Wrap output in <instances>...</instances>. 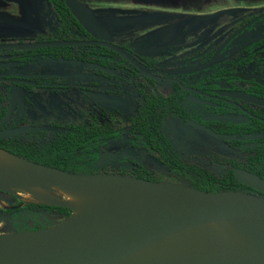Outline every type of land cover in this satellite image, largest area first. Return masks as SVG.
Masks as SVG:
<instances>
[{"label": "flooded vegetation", "instance_id": "flooded-vegetation-1", "mask_svg": "<svg viewBox=\"0 0 264 264\" xmlns=\"http://www.w3.org/2000/svg\"><path fill=\"white\" fill-rule=\"evenodd\" d=\"M33 1L43 24L34 40L0 43V133L38 129L0 144L65 153L76 138L75 151L96 155L92 174L147 171L161 182L152 168L174 175L180 162L223 186L237 171L264 180V0H74L101 27L95 34L69 0ZM64 42L77 44L2 47ZM199 151L212 158L196 161Z\"/></svg>", "mask_w": 264, "mask_h": 264}, {"label": "water", "instance_id": "water-1", "mask_svg": "<svg viewBox=\"0 0 264 264\" xmlns=\"http://www.w3.org/2000/svg\"><path fill=\"white\" fill-rule=\"evenodd\" d=\"M67 4L88 32L101 31L79 3L69 0ZM74 44L77 43L2 47L30 49ZM102 45L113 48L109 44ZM37 129L1 132L0 138ZM0 150L31 165L30 169L20 173H0V192L55 185L82 187L105 196L100 205L75 219H71V214L45 228L0 234V264H119L173 233L224 220L233 221L264 248V199L255 195L239 191L204 192L173 183L112 174L67 173ZM236 178L248 187L264 192V180L244 171H237ZM40 204L72 211L61 198Z\"/></svg>", "mask_w": 264, "mask_h": 264}, {"label": "bare ground", "instance_id": "bare-ground-1", "mask_svg": "<svg viewBox=\"0 0 264 264\" xmlns=\"http://www.w3.org/2000/svg\"><path fill=\"white\" fill-rule=\"evenodd\" d=\"M31 165L0 150V173L16 174ZM23 198L41 203L56 201L53 190L66 199L73 210L71 219L100 205L105 196L82 187L55 186L14 188ZM235 251L239 258L218 262L221 254ZM217 259V260H216ZM220 261V260H219ZM119 264H264V248L233 221L192 226L173 233L129 256Z\"/></svg>", "mask_w": 264, "mask_h": 264}, {"label": "trees", "instance_id": "trees-1", "mask_svg": "<svg viewBox=\"0 0 264 264\" xmlns=\"http://www.w3.org/2000/svg\"><path fill=\"white\" fill-rule=\"evenodd\" d=\"M84 144L90 141V139H82ZM73 142V143H72ZM72 144L76 143V138L68 139L67 152L65 153H47L45 148L38 147L30 143V141L15 143L14 140H9L6 144H0V147L8 151L11 154H14L18 157L24 158L28 161L56 168L67 173L74 174H92L94 173V160L95 154H86L85 152L79 153L75 151ZM171 172L182 182V185L188 188L204 191V192H221V191H236L234 186L237 183V180L232 175L231 186H223L218 184L219 180L216 179L214 175L205 169L200 167H195L194 169L183 166L180 162L174 164L170 167ZM138 179L148 180L155 182L151 178V174L147 171L140 172L136 176ZM4 193V192H2ZM15 200V198H14ZM39 203H22L18 200L13 202L12 206L8 209H4L2 212L4 214H13L14 217L21 216L23 212L29 214H44L50 219L58 218L60 222L71 214L72 211L68 208L55 207ZM51 221V220H50ZM51 225V223L49 224ZM49 225L45 226L48 227ZM44 228V227H43ZM41 229L39 227H34L32 230ZM25 231V230H23Z\"/></svg>", "mask_w": 264, "mask_h": 264}, {"label": "rangeland", "instance_id": "rangeland-1", "mask_svg": "<svg viewBox=\"0 0 264 264\" xmlns=\"http://www.w3.org/2000/svg\"><path fill=\"white\" fill-rule=\"evenodd\" d=\"M20 4V5H19ZM39 12L34 5L33 0H0V43H7L17 40L33 41L34 37L38 33L37 31L43 26L40 21ZM196 142L206 141V139L200 138L198 136L194 137ZM208 147L209 152L214 155H219L223 159V147L216 142H208L205 144ZM208 152V151H207ZM208 155L204 154V151L197 152L195 156L196 161L200 162L206 160ZM152 173L156 175L161 182L173 183L177 185H182V182L173 174L169 173L165 168H152ZM183 186V185H182ZM50 195L57 200L61 198L66 201L61 194L51 190ZM15 198V200H14ZM16 200L22 203H39L35 200H27L23 198L17 191L13 190V193H0V234L31 231L34 227L43 228L51 223L54 225L59 223L58 218L50 219L44 214H31L22 216L19 219L12 220L9 215L1 213V210L8 209L12 206L13 202ZM52 203V202H51ZM51 220V221H50ZM49 225V226H51ZM239 258L240 254L235 251H230L221 254L220 261H225L229 258Z\"/></svg>", "mask_w": 264, "mask_h": 264}]
</instances>
